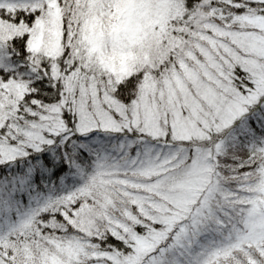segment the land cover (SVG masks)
Returning a JSON list of instances; mask_svg holds the SVG:
<instances>
[{"label":"snow or ice","instance_id":"snow-or-ice-1","mask_svg":"<svg viewBox=\"0 0 264 264\" xmlns=\"http://www.w3.org/2000/svg\"><path fill=\"white\" fill-rule=\"evenodd\" d=\"M0 264H264V0H0Z\"/></svg>","mask_w":264,"mask_h":264}]
</instances>
